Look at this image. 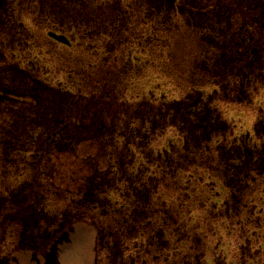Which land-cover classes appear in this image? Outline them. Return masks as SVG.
<instances>
[{
    "label": "rangeland",
    "instance_id": "1",
    "mask_svg": "<svg viewBox=\"0 0 264 264\" xmlns=\"http://www.w3.org/2000/svg\"><path fill=\"white\" fill-rule=\"evenodd\" d=\"M0 264H264V0H0Z\"/></svg>",
    "mask_w": 264,
    "mask_h": 264
},
{
    "label": "water",
    "instance_id": "2",
    "mask_svg": "<svg viewBox=\"0 0 264 264\" xmlns=\"http://www.w3.org/2000/svg\"><path fill=\"white\" fill-rule=\"evenodd\" d=\"M49 35L53 39H55L56 41H58V42H61L63 44H67V45H70L71 44L70 39L66 35H64V34H59V33L50 31L49 32Z\"/></svg>",
    "mask_w": 264,
    "mask_h": 264
},
{
    "label": "flooded vegetation",
    "instance_id": "3",
    "mask_svg": "<svg viewBox=\"0 0 264 264\" xmlns=\"http://www.w3.org/2000/svg\"><path fill=\"white\" fill-rule=\"evenodd\" d=\"M69 38V37H68ZM70 39V42H71V44L70 45H67V44H65L66 46H68V47H71L72 46V44H73V41H72V39L71 38H69Z\"/></svg>",
    "mask_w": 264,
    "mask_h": 264
}]
</instances>
